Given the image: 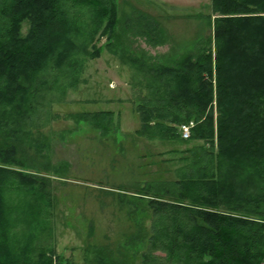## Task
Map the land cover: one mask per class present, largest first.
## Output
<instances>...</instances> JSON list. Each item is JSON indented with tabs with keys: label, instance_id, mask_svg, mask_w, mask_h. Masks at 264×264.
<instances>
[{
	"label": "trees",
	"instance_id": "obj_1",
	"mask_svg": "<svg viewBox=\"0 0 264 264\" xmlns=\"http://www.w3.org/2000/svg\"><path fill=\"white\" fill-rule=\"evenodd\" d=\"M105 1L109 17L100 36L118 46L121 20L114 0H0V264H52L55 257L41 254L32 262L10 252L14 220L4 197L8 190L34 193L39 180L24 172L48 169L38 162L44 147L31 139L29 128L41 109L39 94L58 79L74 83L77 47L70 37L79 29L66 21V7L87 5L95 11ZM132 15H125L126 30L137 27L132 33L151 46L163 44L156 22ZM211 16L205 23L212 37L203 46L172 49L163 59L166 65L130 60L147 90L135 106L137 133L173 139L179 127L191 125L190 139L209 146L194 152L167 186L141 189L153 194L149 204L163 222L152 225L148 239L142 230L126 239L130 251L147 248L142 264H264V0H211ZM87 46L81 47L85 55ZM94 46L92 57L100 53ZM94 116L102 128L97 118L110 119L112 113ZM24 146L34 150L35 159ZM31 201V207L38 206L37 197ZM106 262L126 264L114 257Z\"/></svg>",
	"mask_w": 264,
	"mask_h": 264
},
{
	"label": "rangeland",
	"instance_id": "obj_2",
	"mask_svg": "<svg viewBox=\"0 0 264 264\" xmlns=\"http://www.w3.org/2000/svg\"><path fill=\"white\" fill-rule=\"evenodd\" d=\"M114 5L121 20L115 30L121 37L118 46L100 36L109 17L107 1L95 11L87 5L66 7V21L79 29L70 37L77 47L73 49L75 75L70 76L74 83L70 86L68 80L58 79L53 89L42 91L41 109L29 128L31 139L44 147L38 162L48 169L24 172L39 180L34 186L38 195L16 189L6 191L4 197L14 220L9 250L22 259L36 262L41 254L54 253L52 264H59L57 257L62 264H107L109 257L142 264L147 248L130 251L126 239L140 230L148 239L152 225L157 222L162 227L163 222L157 221L159 215L149 204L153 194L141 189L167 186L185 168V161L193 160L194 152L209 150L202 141L190 139L191 125L188 139L181 137L182 126L173 139L170 134L163 138L137 133L141 126L135 106L147 90L143 75L130 60L166 65L163 59L170 57L172 49L179 53L196 43L203 46L212 37L205 23L211 16V0H114ZM129 13L134 19L142 15L156 22L164 32L163 44L151 46L132 33L137 27L126 30ZM96 18L100 26L94 25ZM91 37L100 49L98 56H91ZM85 44L87 55L81 48ZM98 112L112 113L110 119L97 118L103 129L95 126ZM87 113L88 118L83 116ZM24 147L28 157L34 158V150ZM33 197L38 206L31 207Z\"/></svg>",
	"mask_w": 264,
	"mask_h": 264
},
{
	"label": "built area",
	"instance_id": "obj_3",
	"mask_svg": "<svg viewBox=\"0 0 264 264\" xmlns=\"http://www.w3.org/2000/svg\"><path fill=\"white\" fill-rule=\"evenodd\" d=\"M189 131H190V128L189 127L182 126L181 127V137L183 139H188V137H189Z\"/></svg>",
	"mask_w": 264,
	"mask_h": 264
}]
</instances>
